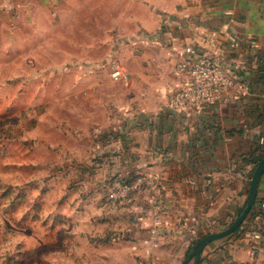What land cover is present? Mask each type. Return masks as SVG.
<instances>
[{
    "label": "crops",
    "instance_id": "crops-1",
    "mask_svg": "<svg viewBox=\"0 0 264 264\" xmlns=\"http://www.w3.org/2000/svg\"><path fill=\"white\" fill-rule=\"evenodd\" d=\"M137 1L160 20L146 48L132 51L130 87L110 103L99 154L105 179L142 174L155 185L121 201L102 195L99 225L115 230L112 239L122 242L114 247H125L116 260L183 264L193 241L228 227L247 202L252 159L264 138V0ZM51 2L57 0H0V11L42 10ZM186 44L210 50L242 89L232 86L200 107H170L177 84L172 65ZM263 202L264 173L246 220L209 242L199 264H264ZM256 231L262 237L253 251Z\"/></svg>",
    "mask_w": 264,
    "mask_h": 264
},
{
    "label": "rangeland",
    "instance_id": "rangeland-1",
    "mask_svg": "<svg viewBox=\"0 0 264 264\" xmlns=\"http://www.w3.org/2000/svg\"><path fill=\"white\" fill-rule=\"evenodd\" d=\"M159 20L137 0L0 11V264L127 263L99 225L114 181L100 140L132 51ZM115 60L127 78L112 77Z\"/></svg>",
    "mask_w": 264,
    "mask_h": 264
},
{
    "label": "built area",
    "instance_id": "built-area-1",
    "mask_svg": "<svg viewBox=\"0 0 264 264\" xmlns=\"http://www.w3.org/2000/svg\"><path fill=\"white\" fill-rule=\"evenodd\" d=\"M177 84L170 90L168 104L172 108L184 109L200 107L222 96L230 87L239 85L213 56L210 50L201 45L186 44L178 59L172 65ZM111 75L114 79L127 78V70L117 60L113 61ZM242 89V85L238 86ZM264 144V138L261 141ZM155 185L152 176L142 174L122 180H114L110 186L109 198L123 200L130 194L137 193ZM264 210V202L261 204ZM159 207V205H157ZM159 209V208H158ZM160 225V220L156 221ZM255 238L252 250L260 249L259 231L253 233Z\"/></svg>",
    "mask_w": 264,
    "mask_h": 264
},
{
    "label": "water",
    "instance_id": "water-1",
    "mask_svg": "<svg viewBox=\"0 0 264 264\" xmlns=\"http://www.w3.org/2000/svg\"><path fill=\"white\" fill-rule=\"evenodd\" d=\"M264 173V158L260 161V163L257 165L253 176L251 178V185L249 188V193L247 197L246 205L241 212L240 215L226 228L220 230V231H214L209 234H207L205 237H203L193 248L192 253L190 254L189 258L183 262V264H186L187 261H189L191 258L195 259V264H199L201 260V254L205 246L211 242L214 239L221 238L224 236H227L233 232H235L238 228L241 227L243 222L248 217L249 213L251 212V209L253 208V205L256 201L257 196V189L259 180Z\"/></svg>",
    "mask_w": 264,
    "mask_h": 264
},
{
    "label": "trees",
    "instance_id": "trees-1",
    "mask_svg": "<svg viewBox=\"0 0 264 264\" xmlns=\"http://www.w3.org/2000/svg\"><path fill=\"white\" fill-rule=\"evenodd\" d=\"M264 158V144L262 143V145L260 146V149H259V153H257L254 157H253V162L255 163V169L257 167V165L260 163V161ZM254 169V170H255ZM131 196V194L129 195V197ZM127 197V198H129ZM126 198V199H127ZM124 200V199H123ZM119 201V200H118ZM121 201V200H120ZM244 207H241L238 212H237V217L238 215L241 214V212L243 211ZM234 221V220H233ZM231 224V223H230ZM229 224V225H230ZM239 229V228H238ZM237 229V230H238ZM209 234V233H208ZM207 234L201 236L200 238L196 239L195 241L192 242L191 246L189 247L188 251H187V256H189L192 251H193V248L195 247V245L203 238L205 237Z\"/></svg>",
    "mask_w": 264,
    "mask_h": 264
}]
</instances>
